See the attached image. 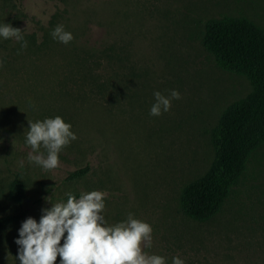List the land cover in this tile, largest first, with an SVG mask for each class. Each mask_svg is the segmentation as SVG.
<instances>
[{"label":"rangeland","instance_id":"rangeland-1","mask_svg":"<svg viewBox=\"0 0 264 264\" xmlns=\"http://www.w3.org/2000/svg\"><path fill=\"white\" fill-rule=\"evenodd\" d=\"M223 15L264 27V0H0V25L21 29L27 41L21 48L0 37V216L19 215L0 231V264H21L23 221L39 222L68 193L92 191L106 193V226L129 213L148 223L152 246L142 251L166 264H264V144L210 219H194L180 204L184 187L213 161L211 130L222 112L252 89L203 44L206 21ZM58 25L70 43L53 38ZM171 90L181 98L150 115L154 93ZM56 116L77 139L47 171L29 162L26 136L29 122ZM15 177L26 183L21 203L9 197Z\"/></svg>","mask_w":264,"mask_h":264},{"label":"clouds","instance_id":"clouds-1","mask_svg":"<svg viewBox=\"0 0 264 264\" xmlns=\"http://www.w3.org/2000/svg\"><path fill=\"white\" fill-rule=\"evenodd\" d=\"M22 32L11 24L0 25V37L14 38L22 42L21 48H26L27 41ZM52 36L64 44L74 39L63 25H58ZM2 64L0 61V66ZM154 96L156 103L151 107L150 115L157 117L170 110L173 99L181 98L176 90H171L168 97L159 91ZM29 124L26 136V144L31 148L29 162L47 171L58 168V154L77 139L70 130L72 126L60 116ZM42 148L47 152L46 157ZM105 196L104 192L92 191L82 193L77 199L68 193L66 203L43 209L39 222L32 217L23 221L18 230L19 238L15 240L21 264H56L58 256L59 264H166L165 258L148 256L142 251V244L148 248L152 246L153 229L148 223L134 219L129 213L126 221L106 226L102 215ZM172 264L185 262L173 257Z\"/></svg>","mask_w":264,"mask_h":264},{"label":"trees","instance_id":"trees-1","mask_svg":"<svg viewBox=\"0 0 264 264\" xmlns=\"http://www.w3.org/2000/svg\"><path fill=\"white\" fill-rule=\"evenodd\" d=\"M202 40L220 66L246 75L252 83V89L231 102L212 128L215 154L211 165L181 193L183 211L205 221L221 209L251 156L264 144V27L247 16L212 17L206 21ZM86 170H74L70 176H82ZM25 193L26 183L15 177L9 184V197L21 203ZM18 218L1 215L0 231Z\"/></svg>","mask_w":264,"mask_h":264}]
</instances>
